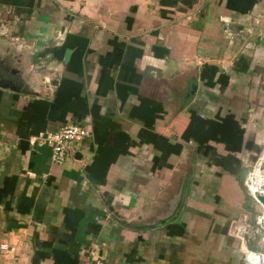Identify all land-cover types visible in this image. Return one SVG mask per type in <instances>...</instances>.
Listing matches in <instances>:
<instances>
[{
	"label": "crops",
	"instance_id": "crops-1",
	"mask_svg": "<svg viewBox=\"0 0 264 264\" xmlns=\"http://www.w3.org/2000/svg\"><path fill=\"white\" fill-rule=\"evenodd\" d=\"M263 147L264 0H0V264H246Z\"/></svg>",
	"mask_w": 264,
	"mask_h": 264
},
{
	"label": "built area",
	"instance_id": "built-area-1",
	"mask_svg": "<svg viewBox=\"0 0 264 264\" xmlns=\"http://www.w3.org/2000/svg\"><path fill=\"white\" fill-rule=\"evenodd\" d=\"M46 84H49V79H45ZM93 135V128L90 126V120L85 119L83 124L65 123L57 132H47L39 136V141L49 146L51 150V161L56 166L63 165L67 159L80 151L83 144L88 141ZM264 160V147L258 155L255 156V162L251 163L250 171L244 180V186L249 194L251 200L260 208L258 215H256L255 232L259 235L257 240L264 243V207L257 200V196H264V190L252 189V175L259 162ZM248 163V160H245ZM240 220L231 228L232 236L244 242L248 228L242 224ZM242 258L246 264H264V252H257L252 250H242ZM87 264H109L99 255L97 246H93L88 251Z\"/></svg>",
	"mask_w": 264,
	"mask_h": 264
},
{
	"label": "bare ground",
	"instance_id": "bare-ground-1",
	"mask_svg": "<svg viewBox=\"0 0 264 264\" xmlns=\"http://www.w3.org/2000/svg\"><path fill=\"white\" fill-rule=\"evenodd\" d=\"M252 183L250 184L252 189L264 190V160L259 162V167H257L253 173Z\"/></svg>",
	"mask_w": 264,
	"mask_h": 264
},
{
	"label": "rangeland",
	"instance_id": "rangeland-1",
	"mask_svg": "<svg viewBox=\"0 0 264 264\" xmlns=\"http://www.w3.org/2000/svg\"><path fill=\"white\" fill-rule=\"evenodd\" d=\"M255 162V159L253 160V163ZM247 170V169H246ZM249 170V169H248ZM251 170V169H250ZM249 170V171H250ZM248 171V172H249ZM252 245H254V246H257L258 248H256V247H254L252 250L253 251H259L261 248H259V246H261L262 248H264V243H262V242H260L259 240H254L253 242H252ZM264 250V249H263Z\"/></svg>",
	"mask_w": 264,
	"mask_h": 264
},
{
	"label": "water",
	"instance_id": "water-1",
	"mask_svg": "<svg viewBox=\"0 0 264 264\" xmlns=\"http://www.w3.org/2000/svg\"><path fill=\"white\" fill-rule=\"evenodd\" d=\"M12 90L16 91V88L13 86L11 88ZM19 92V90H17ZM75 159L80 160L81 157L79 156V154L75 155ZM257 200L259 201V203L264 207V196H257Z\"/></svg>",
	"mask_w": 264,
	"mask_h": 264
},
{
	"label": "trees",
	"instance_id": "trees-1",
	"mask_svg": "<svg viewBox=\"0 0 264 264\" xmlns=\"http://www.w3.org/2000/svg\"><path fill=\"white\" fill-rule=\"evenodd\" d=\"M255 2L256 0H244L245 11L249 10Z\"/></svg>",
	"mask_w": 264,
	"mask_h": 264
}]
</instances>
